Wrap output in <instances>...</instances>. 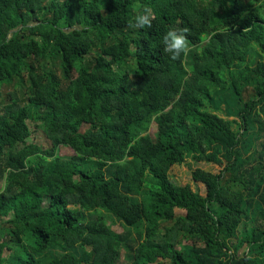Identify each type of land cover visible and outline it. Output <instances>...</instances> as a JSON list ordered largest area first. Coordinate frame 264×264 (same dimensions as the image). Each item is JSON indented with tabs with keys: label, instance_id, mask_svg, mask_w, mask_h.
I'll return each instance as SVG.
<instances>
[{
	"label": "trees",
	"instance_id": "1",
	"mask_svg": "<svg viewBox=\"0 0 264 264\" xmlns=\"http://www.w3.org/2000/svg\"><path fill=\"white\" fill-rule=\"evenodd\" d=\"M0 264H264V0H0Z\"/></svg>",
	"mask_w": 264,
	"mask_h": 264
},
{
	"label": "rangeland",
	"instance_id": "2",
	"mask_svg": "<svg viewBox=\"0 0 264 264\" xmlns=\"http://www.w3.org/2000/svg\"><path fill=\"white\" fill-rule=\"evenodd\" d=\"M10 91V89H8ZM6 92V90H4ZM87 126H83L81 128V131H84ZM151 135L154 133V128L152 127L149 131ZM28 142L36 144L42 149H48L50 147L49 142L44 138L43 134L40 131H35L32 133V135L28 138ZM73 155L72 151L65 145L59 146L56 151V156L62 159H68ZM199 167L203 170L210 171L213 174H217L219 172V168L216 166H205L203 164L199 165H192L190 167L183 165L180 167H172L170 170V175L173 177L174 181L177 183H180L181 185H189L192 189H195L197 187L199 189V192L202 193V187L201 185L197 184L195 185L191 179L190 172L195 168ZM176 216H182L184 215V212L181 210H175ZM122 224L115 222L111 224V229L115 233H120L122 231Z\"/></svg>",
	"mask_w": 264,
	"mask_h": 264
},
{
	"label": "clouds",
	"instance_id": "3",
	"mask_svg": "<svg viewBox=\"0 0 264 264\" xmlns=\"http://www.w3.org/2000/svg\"><path fill=\"white\" fill-rule=\"evenodd\" d=\"M135 25L138 27L150 26V17L145 14H137L135 17ZM187 30H168L163 38L164 52L170 54V59L175 60L181 54H187V42L184 32Z\"/></svg>",
	"mask_w": 264,
	"mask_h": 264
}]
</instances>
